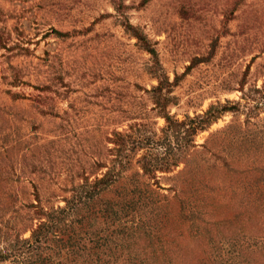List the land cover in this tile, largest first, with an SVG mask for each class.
Returning <instances> with one entry per match:
<instances>
[{"label": "rangeland", "instance_id": "rangeland-1", "mask_svg": "<svg viewBox=\"0 0 264 264\" xmlns=\"http://www.w3.org/2000/svg\"><path fill=\"white\" fill-rule=\"evenodd\" d=\"M125 22L148 39L168 81L179 76L171 93L176 103L167 108L177 119L215 102L242 103L241 87L264 85V0H0V201L9 208L0 209V223L20 237L29 235L24 229L35 220L28 219L33 213L27 207L34 191L41 206L62 205L69 177L90 173L93 154L103 158L104 145L111 146L105 135L126 131L146 111L153 116L145 92L156 83L151 61ZM244 118L226 112L194 142L229 125L238 131ZM153 120L158 132L163 119ZM260 144L256 149L264 148ZM211 154L195 162L225 172ZM234 172L226 176L231 190L221 183L211 207L195 206L189 220L179 203L169 202L167 248L203 255L209 264H233L239 250L234 261L264 264V208L252 201L258 195L264 202L261 173L239 166ZM246 178H256L259 194L242 193ZM158 181L164 188L172 184ZM12 206L18 211L10 212Z\"/></svg>", "mask_w": 264, "mask_h": 264}, {"label": "trees", "instance_id": "trees-1", "mask_svg": "<svg viewBox=\"0 0 264 264\" xmlns=\"http://www.w3.org/2000/svg\"><path fill=\"white\" fill-rule=\"evenodd\" d=\"M122 25L151 61L149 72L156 83L145 92L152 104L149 109L153 112L152 118L146 111L126 131L112 129L105 135L104 142L111 146L104 145L103 158L93 154L90 173L75 175L78 180L69 177L65 190L68 194L61 197L62 205L43 207L34 191V203L29 202L27 207L33 213L28 219L35 220L24 229L29 231L27 237H20L16 228L1 221L0 264H209L203 255L187 256L180 249L165 246L164 237L170 232L165 228L169 202L179 203L180 209L186 211L182 216L189 220L195 206L211 207L214 188L221 189L224 187L221 183L231 182L226 178L227 173H235L238 166L257 168L261 173L258 180L264 185V165H256L264 162V148L256 149L258 143H264V115L259 116L260 110L264 111V85L245 90L241 87L242 103L239 100L215 102L200 113L177 119L167 108L176 103L171 93L179 76L174 74L168 81L148 39L137 27L127 22ZM226 112L245 113V126L236 131L229 125L208 141L194 142V136ZM156 116L163 119L158 132L152 126ZM214 147L217 151L211 150ZM206 151L213 153L214 161L221 163L225 172L217 174L218 164L203 168V164L195 162ZM180 163L182 169L169 176ZM159 178L172 184L164 188ZM255 179L240 181L242 193L247 197L259 194ZM235 184L234 193L239 185ZM162 191L173 194L169 197ZM6 198L14 202L10 195ZM252 201L264 208L258 195ZM6 203L5 199L0 201L1 210L9 209L5 208ZM17 211L15 206L10 208L12 213ZM234 255L231 261L240 264L234 261L239 250Z\"/></svg>", "mask_w": 264, "mask_h": 264}]
</instances>
